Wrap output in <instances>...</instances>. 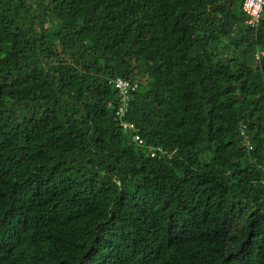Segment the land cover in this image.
<instances>
[{
  "label": "trees",
  "instance_id": "16d2710c",
  "mask_svg": "<svg viewBox=\"0 0 264 264\" xmlns=\"http://www.w3.org/2000/svg\"><path fill=\"white\" fill-rule=\"evenodd\" d=\"M243 1L0 0V264H264Z\"/></svg>",
  "mask_w": 264,
  "mask_h": 264
},
{
  "label": "built area",
  "instance_id": "2783aa9c",
  "mask_svg": "<svg viewBox=\"0 0 264 264\" xmlns=\"http://www.w3.org/2000/svg\"><path fill=\"white\" fill-rule=\"evenodd\" d=\"M263 6H264V0H244L243 1L242 9L248 15V19H247L248 24L254 25L258 22ZM117 86H122L125 89V87L127 86V82L125 80L118 79ZM124 125L131 127L130 124H124ZM135 138L138 139L137 136Z\"/></svg>",
  "mask_w": 264,
  "mask_h": 264
}]
</instances>
